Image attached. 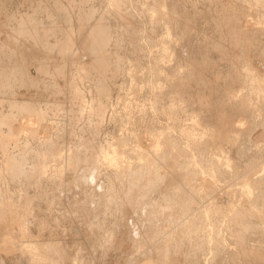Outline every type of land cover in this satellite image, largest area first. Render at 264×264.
<instances>
[{"label":"bare ground","instance_id":"1","mask_svg":"<svg viewBox=\"0 0 264 264\" xmlns=\"http://www.w3.org/2000/svg\"><path fill=\"white\" fill-rule=\"evenodd\" d=\"M139 1H141L143 5L140 6L141 3H136V5L139 4L140 9L137 11V8L135 6L136 9L134 13V11L132 12V10L129 9L131 8V5H135L132 4L134 1H132V3L130 2L131 5H129V1L127 0H65L62 3L60 0H54V2L58 3L56 5L57 8L53 11H50L51 8L49 6V2L45 3L44 5L46 6V10L44 12V16L42 15L38 17L37 10L28 9L26 13H21L17 17L11 16L9 18V16L11 15L9 14L8 17L5 18V23H0V31L3 32L8 38V42L6 44L0 43V186L10 184L18 186L31 184L40 185V183L42 182H47L49 188V185L51 184L48 183L50 182L52 184L54 183L53 185L55 188V184L62 183V181H64V176L62 177L63 173L66 175H73L74 179L70 176L71 179H73V182H75L76 184H79L81 183L82 179L79 177L82 174L81 170L83 166L86 165V161L83 158L84 154H82L81 150L73 147L72 150L75 151L73 153L70 151H52V148L56 147L59 142L57 140L51 141L50 138L46 135L47 133L45 132L42 134L38 133L39 130H42V128L44 129L48 127L47 124H42V121L44 119V124L46 122H49V120H46V116L48 115L47 111L50 110V112H52L51 108H54L53 110L59 109V111H62L63 109L61 108V105H56L55 103L51 106H48L49 108H46L29 101H22L21 103L13 99L11 95H9L13 91V87L17 84H25V86L28 85L27 87H34V89L41 87V90L39 91L44 93L49 90L50 92H54L58 87L56 83L53 82L55 80H53V78H55V76H59L62 77L64 81L68 78L66 83V87H68V89H66L70 93L68 94L72 99L71 102L73 101L78 110L75 108L71 109L73 110V112L77 110L78 114L86 111V114L88 113L86 115V120H89L88 122L94 125V129H90V131H93L95 130L96 125L97 127H99V125L103 123L101 119L104 118L105 112L106 110H108V107L112 105V103L110 105L111 97L116 94L117 100L118 95L122 96L124 92V82L126 80L127 83V78L129 79V84H127L130 85L131 90L136 91L135 89L137 87L135 88V82L133 81L135 80L137 83L140 79H137V74L142 67L140 65L141 61H139L140 59L138 60L139 57L137 58L136 55H138L137 51L140 52V50L142 49V47H140L141 43L142 46L147 47L146 54L148 57V61L149 58L151 59L149 63H151L152 61V63L147 66L148 68L146 67L145 75L147 76L144 81L143 88L144 90L147 89L149 91L148 94L154 93L148 101L151 104L150 108L152 111L154 110L153 112L156 111L161 116H163L164 120H168V122H171L169 119H174V115L171 114L168 109L170 107H173L174 105L179 106V104L176 102V88H186L188 86V80H191L194 83L196 82L195 84L193 83V85H196L200 77L193 76L199 74L195 73V71L198 72V67L202 66L203 70L214 69L216 67L215 60L224 61L222 63L226 62V65L221 64V66L222 69L223 67L225 68V71H223L225 74L227 73L226 76L230 79H224L226 80L227 84H230L233 88H236L232 92H226L224 98H221L222 100L220 101V104L223 106L225 103L228 107L233 109V112L236 113V116L238 118L245 115L253 116V114L259 116L260 118L264 117V45H259L261 44L260 36H264V0H175V3L173 2V0L168 1L170 3H166L167 1L165 2V0H149V3H145V0ZM3 5L4 2L0 1V6ZM99 7L104 9H101V13L95 15L97 14L95 12L98 11ZM132 8L134 9V6ZM166 8L168 11L166 10ZM178 8L181 9L179 13H177V11H179ZM136 11L140 14L138 17ZM141 19L142 24L140 21ZM138 20L140 24H137ZM8 21L10 24H8ZM13 21L14 24H12ZM171 29L175 31L174 34H171ZM22 38H26L28 44H24ZM263 40L264 38L262 39V41ZM172 42H174L173 45L171 44ZM193 43H195L197 47L193 48ZM75 45L77 46L75 49L79 48L86 54V56L88 57H85L86 60L88 59L87 63H81L79 62V60L81 59L77 61L74 60L75 58L73 59V62H71L69 58H66V54L72 51L73 49L71 47L73 46L74 48ZM182 45H187L188 50H185L186 53H188V51L190 52L191 48L193 49V52L190 53V55L193 54L194 56L192 57L189 55L190 57H192H189L191 61L186 59V61L180 63V61L182 62L183 60L181 59L182 56L180 53V47ZM198 45L200 46L198 47ZM251 48H254L256 51L258 49V53H251L254 51L251 50ZM79 49L76 50V52H78ZM245 51L246 53L249 51L250 54H246ZM53 52H56L58 54L60 60L57 66L50 67L49 60L51 58L50 55H52ZM208 56H210L209 58L211 59L212 56L215 57L213 61V63H215L213 65L209 66V62L211 60L207 59ZM85 58H82V60ZM235 60L236 62L232 64V62H234ZM30 65L36 66L38 74H40V76L38 75L40 77V80L36 78L38 76L31 77L29 75L28 69ZM217 67L215 69H217ZM67 70H69V74L65 79V74L68 73L66 72ZM219 70H221V67L219 68ZM181 72H185L188 76L184 77L183 75H181ZM174 78L175 85L173 84ZM117 81H122V83L120 82L121 84H119L118 86ZM39 82L40 85L38 87L37 84ZM84 82L89 83L88 85L87 83H85L87 85L86 87L91 84L89 87L91 90L87 88L90 91H93H89V99H85V92H82L79 87L81 83L85 85ZM62 83H64L65 86V82L62 81ZM140 83L141 81L136 85L139 86ZM188 87L187 89H190ZM207 88L212 87L209 86ZM143 92L146 93L147 91H142V93ZM210 92L211 90L209 91V93ZM134 94L136 95L137 93L134 92ZM83 97L85 99V102L83 100ZM86 100H88L87 103ZM205 102L206 101L204 100L203 103ZM124 104H126V101ZM75 105L72 104V106ZM58 106L62 110H60ZM69 106L72 107L71 105ZM201 106H203V104H201ZM218 106L216 107L218 108ZM126 107H128V105H126ZM67 110L69 111L68 108ZM72 110L70 112L71 116L73 113ZM179 110L180 112H186V110L183 109L182 106H179ZM204 110L206 111V109ZM216 110L220 112L219 109ZM111 111L113 110L111 109ZM82 116L83 115H81V121L82 118H85ZM184 116L185 119H188L191 122H181V124L166 123L167 126H164V129L160 127L161 130H159V128L149 129V127H147L145 129V134L142 136V139L145 142L144 146H142L141 143H138V141H134V143H131V141L130 144H126V138L124 139L123 137V139H116V143H106L104 148H97L98 146L96 145V149L101 150L95 161L96 172L94 174L89 173L87 176V180H85L84 178L83 185L86 184V187L88 186V189L90 187L89 182H91V178H93L96 182L98 178L102 179L101 185H105L106 183L111 185H113V183H118L120 184L119 188L121 190L122 188L124 189V193L122 191V196L124 195L125 197V199H120L119 196L121 194L119 195V192L117 193V191L116 195H114L115 192L111 193L113 194L112 196L107 191L109 196H111V199L108 197L107 193L103 191H101L100 194L95 193L96 195H98L96 204L94 206L96 210H107L110 206H112V204L114 205V209L115 207L121 208V210H123L122 208L126 209V207H130L131 209L132 204L138 201L137 197H139L140 195V192H137V195L135 197L131 189H137V191H139L141 186L144 184V186L150 191H155L156 189L158 190L156 186L158 184L160 185L161 180L158 179L162 178V176L159 177L158 171L161 170L163 166L169 165V167H171L170 171H172L173 173L175 172L174 175H178L180 179L179 181H176L177 179L174 180V177L176 178V176H174L173 179H171L170 176L167 177L166 175H169L167 171L161 173L166 177V179L162 178V180H167V183L164 182L166 184L165 188L163 187L164 192H160V190L163 189L162 187L159 188V191L156 190L160 193L157 194L158 197L161 196L160 200L155 204L154 208H152L150 212L148 210L149 213L147 214V217H150V219L153 218V220L155 221L156 219L162 220V224H168L169 228L171 222L175 223L174 220H176L174 219V215L176 213L174 214L173 211V213L170 212V203L169 205L166 204L170 200L169 196L174 197V200L176 202L177 200L183 202L184 198H189V196L190 198L195 197V195L199 194V191L201 192V194L203 193V195L207 197L208 195H210V192L214 193L217 190V183L219 181L221 182V179H223V182L227 177L232 178L233 176H235L234 179H236V176L240 174H237L239 170L235 166L236 163L233 164V161L227 157L228 154H225V156L223 153L224 151L222 152V149H224L222 147V144L226 142V145H228L227 143H229L230 139L234 137V132L235 134L237 133L238 138V135H240L242 130L246 128L244 126H247V124H244V121L242 122L241 120H238L237 122L234 121L236 118H234L231 114L227 115L221 120H215L217 123L215 127H208V123H204L205 121H198L196 117L187 114V112L184 114ZM18 117L20 119H18ZM259 117H256V119L258 120ZM53 118L54 117H52L53 121L50 120L51 122H54ZM68 119L71 120L72 118ZM241 119L243 120V118ZM259 120L258 122L254 121V123H259ZM87 121H85L86 125ZM261 123L264 127V120ZM48 124L49 127H53L50 122ZM62 125L64 126V124ZM252 125L255 126L254 124ZM260 125L261 124L259 123V125L256 126ZM249 127L250 124L247 128H253ZM248 129H245L246 132H248L247 134L250 133ZM80 131L82 130L80 129ZM50 132L51 129L48 132V135ZM52 133L58 139H63V136L60 133L58 134L57 131H53ZM127 135L128 134H126V136ZM242 135L243 134H241V138ZM131 138L133 139L135 137ZM237 140L234 141V139H232L231 141H234L235 143ZM243 140H245V137L244 139H240V141H242V143L244 144ZM238 143L236 144L240 145V143ZM242 143L241 145H243ZM246 145L247 146L244 145L246 148L250 147L248 143ZM89 146L95 149V145ZM37 148L47 150L46 154H36L33 150ZM246 148L245 150H247ZM255 149L257 151V148ZM238 151H240L241 153L244 152L242 150ZM256 151L253 152L252 150L251 152H253V154L259 152ZM227 152L229 153V151ZM254 155L253 157H255V159L252 160L250 164H247L246 166L242 164L243 166H245V170H241L242 175L238 176L235 180L236 182L240 180L239 183H236V185H238L237 189L239 190V194H237L236 192L237 196L239 195V199L236 201L237 204L235 205V203L231 200L234 205L228 207L226 206L227 210L225 209L226 213L227 211L229 213L228 215L226 214L228 218H226L227 221L225 220L227 223L224 221L226 223L224 224L226 225L227 230L229 227V231L231 228H233L231 229L232 231L229 232L228 240L220 238L216 233L211 236V228L212 226L215 227V225L213 224L211 225V228H209L211 232L209 233L210 235H206V233L204 232L205 236L203 235L202 238H200L197 245L202 250L205 249L204 246L209 248L208 254L212 252V258L211 254L209 256L210 262L214 261L212 262L214 264H264V162L261 159H257L256 155H258L259 158V153L255 156ZM238 158L241 157L238 156ZM250 159H252V157H250ZM249 161L247 160L246 163H248ZM172 172L170 174H173ZM254 175L256 176L252 177ZM223 182L221 183L223 184ZM232 182L234 183V181ZM180 183L182 186L180 185ZM229 185H226V188L227 186L229 187ZM219 187L220 189L222 188L220 185ZM95 188H99V186ZM113 189L115 190V188ZM237 189H233L234 192L237 191ZM89 191L94 192L92 188ZM109 191L111 192V190ZM228 192L230 193L233 191ZM87 193H85L86 197L88 196ZM222 193L223 192H220V194ZM20 197L25 199L28 196L26 194H21ZM196 198L198 197L196 196ZM200 198L203 197H199V199ZM211 198L209 199H214L216 201L215 198ZM192 200L193 199H191V202ZM231 201H229L228 199V202L231 203ZM238 201L240 205L238 204ZM185 202H183L184 205L186 204ZM207 203H209L207 206H205L206 202L205 205H202L203 211L201 212V214H199L200 216L203 215L204 217L213 212L211 208L213 207V203L215 204V202ZM189 205L190 204L187 203V206ZM194 205L191 207H194ZM216 205L217 204H215L214 206ZM218 205L219 207L217 206V210H215L216 213L220 209L221 211H223L222 208L225 204L222 203V208H220L219 203ZM83 206L85 207V210L87 209L88 211H90L89 209L91 208L86 207L84 201H79L76 203V207L80 209L79 211H83ZM187 208L189 207H186L185 210ZM117 210L119 211V209ZM128 210L129 208H127L126 211ZM19 211V206L9 207V203H4L2 197L0 196V253H5L6 256H12V253L15 251V237L18 235H20L19 238L25 237V231L23 227L24 224L22 225V223H20L22 222V220H18L19 222L17 221ZM103 212L104 211H102V213ZM187 212L189 214V211ZM193 212H195L196 216H198L196 213V209ZM102 213L100 212L99 215H101ZM114 213H112V217L115 215V218L118 213L116 212L117 215ZM121 213L120 215L123 214ZM90 214L91 213L89 212V217ZM94 214H96V212ZM87 215L88 214H86V216ZM120 215L118 216L120 217ZM185 215H187V213ZM209 216L211 217L213 215L210 214ZM103 217H105L104 214ZM91 218L93 217L91 216ZM106 218L108 219V217ZM98 219L100 221L98 222V224L96 222V226H99L102 218H100L99 216ZM150 219L147 220L149 221L148 225L150 226V229L147 228V230H151V225L154 222L153 220L150 221ZM189 219L187 218L185 219L186 221L182 220L181 222H178L177 226L179 228L176 229L177 226L175 228L177 230L176 236H172L171 232H168V234L167 232H163V237H160L158 239L159 243H156V245H154L155 247L152 246L154 254L152 256H149V263H172V258L170 257L168 251L173 248L174 254L177 242L179 247L183 248L181 247V244L187 241V239H190L191 234L196 233L192 230L191 225L192 223L193 225L197 224V222H199V219L197 222L195 220L194 222H191V220L189 221ZM205 219L208 220L207 217H205ZM117 221L119 222L120 220H116V223ZM214 221H212L211 219V224ZM216 221L218 222V220ZM103 222L104 221H102V223ZM93 224L94 223H92V225ZM208 224H204V226L206 225L207 228ZM112 227H114V229L118 231L117 228L119 227V225L116 228L114 225ZM217 228L218 227L216 226V229ZM114 229L113 231H115ZM142 229L144 228L142 227ZM169 230H171V226ZM203 230L205 231V229ZM212 230L214 232V228ZM152 231L154 230L152 229ZM152 231L150 233H153ZM145 232L147 231L145 230ZM32 241L34 240H30V242L26 244L24 243V241L17 242V252H20L19 254L27 253L30 260H32L34 263L58 264L57 262H51V260H48L45 257L47 253L52 250L55 252V254H58L60 258H62V262L59 264H69V261L67 262L68 259H66L67 257L65 256V253L62 251V248L57 246H55V248H51L53 243H33ZM189 250L191 251L192 249ZM205 250L207 251L208 249L206 248ZM151 251H148L149 254L147 255H151ZM178 251L180 252V249H178ZM16 254L13 253V256L9 258L12 261L15 260V264H19L18 255ZM222 255H224V257H222ZM1 256L3 257V254ZM5 258L8 259L7 257ZM74 260L75 259H72L70 264H77L76 260ZM206 264H208V262Z\"/></svg>","mask_w":264,"mask_h":264},{"label":"rangeland","instance_id":"2","mask_svg":"<svg viewBox=\"0 0 264 264\" xmlns=\"http://www.w3.org/2000/svg\"><path fill=\"white\" fill-rule=\"evenodd\" d=\"M0 1L4 2V5L0 6V23H2V24L5 23V18L8 17L9 14H11L9 16V18L11 16L12 17L13 16L17 17L21 13H26V11H28V9H29V10H37L38 11L37 12V16L40 17L42 15L44 16V12L46 10V6L44 5L45 3L49 2V6L51 8L50 11L55 10L57 8L56 5L58 4V3L54 2V0H41V1L40 0H0ZM60 1L62 3L65 0H60ZM127 1H129L128 2L129 5H131L132 1H134L132 3V4H135V5H133L134 9L132 8L133 7L132 5L130 6L132 9L128 7L130 10H132V12L134 11V13H135V9L136 8H137V11H138L140 9V6L143 5V3L141 1H139V0H136V1L135 0H132V1L131 0H127ZM168 1H170V0H165L166 3H170ZM144 2L145 3H149V0H147V1L145 0ZM173 2L175 3V0H173ZM136 3H141V4L139 6V4L136 5ZM30 4H32V5H30ZM27 5H28V7H27ZM135 6H136V8H135ZM137 6H139V7H137ZM167 8H166V10H167ZM101 9H104V8L99 7L98 8L99 12L96 11L95 13H97V14H95V15H98V13H101ZM180 11H181V9H179V11H177V13H179ZM140 12H141V10H140ZM139 15L140 14L137 12V17ZM140 21H141V24H142V19ZM251 21H252V19H251ZM8 24H10L9 21H8ZM12 24H14V21L12 22ZM137 24H140L139 20H138ZM171 30H172L171 34H174L175 31H173V29H171ZM263 38H264V36H260V43H261V44H259L260 46L262 44L264 45V40L262 41ZM22 40H23L24 44H28L27 43L28 41H27L26 38H22ZM7 42H8L7 36H5V34L0 31V43L6 44ZM195 43H193V48L197 47V45H196L197 43L196 44ZM171 44L173 45L174 42H172ZM194 45H196V46H194ZM199 46L200 45H198V47ZM76 47H77L76 45L74 46V48H73V46L71 47L73 50L70 51L69 53L67 52L69 55L66 54V58H69L71 60V62H73V59L75 58L74 60H77V61L79 59H81V60H79V62H81V63H83V62L87 63L88 59L86 60V58H85V57H87L86 54L83 51H81L79 48H78L79 49V51H78L79 53L76 52V50H78V49H75ZM140 47H142V49H141L142 51L141 50H140V52L137 51L138 55H136V56H137V58L139 57L138 60L140 59L139 61H141L140 65H141L142 68L140 69V71L142 72V74H141L140 71H138V74H137L138 75L137 79L140 78L137 83H139L141 81V83H140L141 86H140V84H139V86L136 85L137 83L134 80L133 82H135V88L136 87L137 88L135 89L136 91H132L130 85H128L129 84V79L127 78V83L128 84L126 83V80H125L124 86H123L124 89L122 88L123 91L125 92V94L123 92L124 95L122 94L123 100H122V96L118 95V99H117L118 101H117L116 100V94L111 97L110 105H111V103H112V105L110 107H108V110H106V112H105L104 118L101 119L103 123H101L100 124L101 126L99 125V127H97V125H96L95 126V130H93V131H90V129H94L93 128L94 125L92 123L88 122L89 120L88 121L86 120V118H87L86 115L88 113L86 114V111H83V112L80 113L81 115H83L82 117H85L84 119L82 118V121H81V115L78 114V111H77L78 109L76 108V105L73 103V101L71 102L72 99L69 97L70 93L67 91L68 87H66V83H67V79H68V78L66 79V76L68 77V74H69L68 71L69 70L66 71L68 73L65 74V79H66L65 81H64V79L62 77H59V76H55V78H53V80L55 79L53 82L56 83V85L58 87L57 88L58 91L55 90L54 92H52V91L50 92V90H49V91H47L45 93L41 92V91H39V90H41V87H39L40 82L37 84L40 89L39 88H35L34 89V87H27L28 85L25 86V84H23V85L17 84V85H15L13 87V91L9 95H11V97L13 99H15V100H17V101H19L21 103H22V101H29V102H32V103H34L36 105L39 104V105H41L43 107H46V108H49L48 106H51L52 104H55V103H56V105L57 104L61 105V108L63 110L59 106L58 107L62 111H59V109L58 110H53L54 108H51L53 114H52V112H50V110L47 111L48 115L46 116V120H49V122L51 123V125H53V127L52 126L49 127V124H48L49 122H46L44 124L43 121H45V119L42 121L43 125L47 124L48 127L51 129V132H50L51 134L49 133V135H48V132L50 131V129L48 127L44 128V129L42 128V130L41 131L39 130L38 133L42 134V133L45 132V133H47L46 135L50 138L51 141L52 140H57L59 142V144L56 147L52 148V151H54V150H57L58 152L70 151V152L73 153L75 151L72 150V148L75 147V148H77V149L82 151V154H84L83 158L86 161V165L83 166V168L81 170L82 174L79 176L80 178H82L81 179V183H79V184H76L75 182H73V179H74L73 175H70V174L66 175V174L63 173L62 177L64 176V178H63L64 181H62V183L55 184L56 185L55 186L56 190H55L54 185H53L54 183L52 184L50 182L48 183V184H51V185H49V188H48L47 182L46 183L42 182V183H40V185L31 184V185H25V186H18V185L10 184V185H1L0 186V196L3 199V202L4 203H9V207H18L19 206L20 211L18 213V219L17 218L16 219H17V221L18 220H22V222H20V223H22V225L24 224L23 227H24V231H25V233H24L25 237L19 238L20 235L15 237L16 238L15 239V243H14L15 251L13 252L14 254H16V252L18 251L17 242L24 241V243L26 244V243L30 242V240H34V241H32L33 243H41V242L42 243H53L51 248H55V246L62 248V251L65 253V256L67 257L66 259H68L67 262L69 261V264L71 263L72 259H75L77 264H155L153 262L149 263V260H148L149 256H152L154 254L152 246L156 245V243H159L158 239L160 237H163V232L164 233L167 232V234H168V232L169 233L171 232L172 236H176V234H177L176 233L177 232L176 229L179 228L177 226L178 222H181L182 220L184 221L187 218L188 219L190 218L189 221L191 220V222H194V220L197 222L198 219H199V222H197L198 225L197 224L193 225V223L191 225L192 226V230L194 232H196V233H193V234L190 233L192 235V236L190 235V239H187V241L183 242L184 245H183V243L181 244V247H183V248H180L179 245H178V242H177L176 243L177 245L175 247L176 250H175L174 254H173V248H171V250L168 251V253L170 254V257L172 258V260H171L172 263L171 264H198V263L199 264H206L207 262H208V264H211L212 262H214V261L210 262V257L209 256H210V254L212 252H210L208 254V252H209V248L208 247L204 246L205 249L206 248L208 249L206 251L205 249L202 250L200 247L197 246L198 243H199L200 238H202L203 235L205 236L204 232L206 233V235L207 234L210 235L209 233L212 232L211 236L216 233L217 235H219L220 238H222L224 240H228L229 232H231L232 231L231 229H233V228H231L230 231H229V227H228V230H227V227L225 225L227 223L226 222L227 221L226 218H228V216H226V214L228 215V213H229L228 211L226 213V210H227L228 206L234 205V203L236 205L237 204L236 201L239 199L238 198L239 195L237 196V194H239V190L237 189L238 185H236V183H239L240 180L238 182H236L235 180L237 179L238 176L242 175L241 173H242V171L245 170V166L247 164H250L251 161L255 159V157H253V155L255 154V153L253 154V152L256 151L255 148H257V151H259V152L256 151L257 152L256 154L259 153V158H258V155L255 154L257 156V159H259V160L261 159L264 162V129H263L264 127L262 126V123H261V122H263L264 117H261L263 119L262 120L259 116H256V115L253 114V116L252 115H245L243 117L240 116L238 118L236 116V113L233 112V109L228 107L225 103H224L223 106L220 104L221 103L220 101L224 98V95H225L226 92H232V91H234L236 89V88H233L230 84H227L226 80L224 79V78H226V79H230V78L226 76L227 73L226 74L224 73V71H225L224 69L225 68L223 67V69H222L221 64L224 65L226 63V62L222 63V62H224L222 60H218V61L215 60V62H216V63L214 62L216 64L215 66L217 67L219 65L217 67V69H215L216 68L215 67L214 69L203 70L202 66L198 67V72L195 71V73H199V74H196V75L193 76V77H200L198 83L196 85H193L194 82H192L191 80H188L189 82L187 81V83H188L189 87L187 86V84H186V86L188 88H190V89H187L186 86H185L186 88H184V89L176 88L177 89L176 102L179 104L180 107L182 106L183 109L186 110L187 114L196 117L198 121H201V122L205 121L204 123H208L207 124L208 127H215L217 125L215 120H221V119L225 118L229 114H231L234 118H236L235 120L232 119V120H234L236 122L238 120H241L242 122L244 121V124H247V126L246 125L244 126V127H246L245 129H248L247 127L249 126V124H250V127H253V128L249 127L250 128V129H248L249 132H250L249 134H247L248 132H246L245 129L242 130V132H241V134H243L242 138L244 139V137H245V140L247 138L246 141L243 140L244 144L242 143V141H240V139H242L241 138V134L238 133V134H240V135H238L240 138L239 137L237 138V133L235 134V132L233 133L234 137L230 139L229 143H227L228 145H226V142L222 144V147L225 149V150L222 149V152L224 151L223 152L224 155L228 154L227 157L230 160L233 161V164L236 163L235 166L239 170V172L237 171L238 172L237 174H239V173L240 174L236 176V179H234L235 176H233V177L230 176L232 178L227 177V178H229V179L226 178V180H228V181H226L224 179V182H223V179H221V182H223V184L220 181L217 183V186H218L217 190L218 191L216 190L214 193L210 192V195H208L207 197H205L203 195V193L201 194V192L199 191V194L195 195V197H191L190 198V196H189V198L188 197L184 198L183 202L187 201V202H185L186 203L185 205H184L183 202H181L179 200H177V202H176L174 200V197L169 196L170 200L166 204L169 205V203H170V212L173 211L174 214L176 213L174 215L175 216L174 219H176V220H174L175 223L171 222V225L169 224L171 226V230L173 229L172 231L169 230L170 226L168 228V224H165V223H164V225L162 224V220L156 219V221H155V220H153V218L150 219V217L149 218L147 217V214L152 210V208H154L155 204L157 202H159V200H160L161 196L158 197L157 194H160V193L157 192V191H159L160 190L159 188H161V187L165 188L166 184L164 182L167 183V180L164 181V179H166L165 175L163 176L161 173H164V172L167 171V173H169V175H166V176L167 177L170 176L171 179H173V177L176 176V174L174 175L175 172L173 173L172 171H170L171 167H169V165L168 166H163L161 168V170L158 171L159 177L162 176V178H164V179L163 180H162V178L158 179V180H160V179L161 180H160V185L158 184L156 186V188H158V190L156 189L157 191L156 190L155 191L148 190L144 186V184L141 186L139 191H137V189H131V191L133 192L135 197L137 195V192H140L139 197H137L138 201L134 202L132 204V208L131 209H130V207H126V209L122 208L123 210H121V208H117V207H115V209H114V205L112 204V206H110L107 209L108 211L105 209V210H102V211H104L102 213V211L96 210V208L94 207L95 204H96L97 197H98V195H96L95 193L100 194L101 191H103L105 193H107V191H108L109 194L115 192L114 195H116V191H117V193L119 192L118 193L119 195L121 194L119 196V198L120 199H125L124 195L122 196V191L124 189L122 188V190H121L119 188L120 184H118V183L114 184L113 183V185H111V184L106 183L105 185L104 184L101 185L102 179L98 178L97 182H96L93 178H91V182H89V183H90V187L94 190V192L93 191H89V190H91V188L89 187L87 189L88 186L86 187V184L83 185L84 178H85V180H87V176H88L89 173L94 174L96 172V168H95L96 163H95V161H96V157L101 152V150L96 149L97 146H98L97 148H100V147L104 148L106 143L107 144L110 143V142L111 143H116V141H117L116 139H123V138L124 139L126 138L125 139L126 144H130L131 141H132L131 143H134V141H138V143H141L142 146H144L145 142L142 139V136L145 134V132H146L145 129L147 127H149V129H153V128L154 129H158L159 128V130H161L160 127L162 129H164V126L165 127L167 126L166 123H180L181 124V122H183V123L184 122H191L188 119L184 118L185 117L184 114L186 112H184V111L180 112L179 106H177V105H174L173 107H170L168 109L171 112V114L174 115V119L173 118L169 119L171 122H168V120L167 121L164 120L163 116H161L158 112H156V111L153 112L154 110L153 111L151 110V108H150L151 104L148 101H149V98H151L154 93H152V94L149 93L151 95L150 96L148 94L149 91L146 88H145L146 90H144L143 87H144V81H145L146 76H147V75H145L146 67L148 65H150L152 63V61H151V63H149L150 60H151L150 58H149V61H148V57H147V54H146V52H147L146 48L147 47L142 46V43H141ZM144 47H145V50H144ZM185 50H188L187 45H182L180 47V53H181V56H182L181 59H183V60H182V62L180 61V63H183L184 61H186V59L191 61L190 58H192L194 56L193 54L190 55V53L193 52L192 48L190 49V52L188 51V53H186ZM251 50H254L251 53H254V52L258 53V49L256 51L254 48H251ZM194 52H196V51H194ZM77 53H78V58H77ZM245 53H246V51H245ZM248 53L250 54L249 51L246 54H248ZM73 55H74V57H73ZM144 55H146V56H144ZM189 55L192 56V57H190ZM50 57L51 58L49 60V63H50L49 66L50 67L51 66L52 67L57 66L59 64L58 62L60 60L59 57H58V54L56 52H53V54L50 55ZM209 57L210 56H208L207 59L211 60V61L209 60L210 61L209 62V66H210V65L214 64L213 61H214L215 57L212 56L213 60L211 58H209ZM82 58H85V59L82 60ZM175 58H176V56H175ZM46 62H47V60H46ZM235 62H236V60L234 62H232V64H234ZM147 63H149V64H147ZM220 67H221V70H219ZM28 71H29V75L31 77H35V76H38V75L40 76V74H38L36 66H34V65H30ZM181 75H183L184 77L188 76L185 72H181ZM39 76L36 77V78L40 80ZM62 81L65 82V86H64V83H62ZM216 81H218V82H216ZM120 82L122 83V81H119V82L117 81L118 86H119V84H121ZM85 83H87V85L89 84L88 82H84V84ZM173 84L175 85V78L173 79ZM87 85L86 84L83 85V83H81L80 86H79L80 89L82 90V92H85L84 93V95H86V96H84L85 99H89L88 96H89L90 92H93V91H90L91 89L89 88L91 84L88 87H86ZM62 86H63L64 89L62 88ZM83 86L85 87V89H84ZM209 86L212 87V88H207ZM138 87H139V89H138ZM87 88H89L90 90L87 89ZM140 89H141V91H140ZM209 89L211 90L210 93H209V91H210ZM129 90H130V93H129ZM131 91H132V95H131ZM142 91H147V92L146 93L145 92L142 93ZM134 92H136L137 94L135 95ZM120 95H121V93H120ZM126 95H128V96H126ZM84 97H83V100L85 102ZM119 97H121V98H119ZM141 98H143V99H141ZM147 98H148V100H147ZM199 98H200V100H199ZM145 99H146V101H145ZM204 100L206 101L205 103H203ZM87 101L88 100H86V103H87ZM125 101H126V104H124ZM195 101H197V102H195ZM129 102H130V105H129ZM200 102H201V104H203V106H201ZM72 104L75 105V106H72ZM69 105H71L72 107H70ZM126 105H128V107H126ZM220 105H221V107H220ZM147 106H149V107H147ZM216 106H218V108ZM219 107L221 108V110H220ZM67 108L69 109V111L67 110ZM71 108L77 109L76 110L77 112L74 111L75 112L74 113ZM114 108H116V109H114ZM111 109L113 111H111ZM204 109H206V111L207 110L208 111L206 112ZM216 109H219L220 112H218V110H216ZM71 110L73 112L72 116H71V113H70ZM215 111H217L218 113L215 112ZM83 113H85V114H83ZM73 116H74V118H73ZM76 116H77L78 119L76 118ZM52 117H54L53 118L54 122L50 121V120H52ZM67 117L68 118H72V119L69 120ZM110 117H112V118H110ZM256 117H259V119H260V120L258 119L259 123L261 124L260 126H256V125H259V123H254V121L258 122ZM241 118H243V120ZM18 119H20V118L18 117ZM66 119H68L69 121L66 120ZM73 119H75V120H73ZM76 119H77V121H76ZM109 119H110V121H109ZM104 120H105V123H104ZM85 121H87V125H86ZM251 122H253V123H251ZM62 124H64V126ZM252 124H254L255 126H253ZM88 125H90V126H88ZM54 128H55V130H54ZM86 128H87V130H86ZM80 129L82 131H80ZM53 131H57L58 134L60 133L63 136V139L60 140L56 136H54V134L52 133ZM240 131H241V129H240ZM243 131H245L247 135ZM86 132H88V133H86ZM129 132H132V133H129ZM126 134H128V135L126 136ZM134 134L135 135L138 134V135L135 136ZM235 135H236V138L238 140L235 138ZM131 137H135V138L132 139ZM127 138H128V140H127ZM232 139H234V141L235 140H237V141L234 143V141L233 142L231 141ZM127 142H129V143H127ZM238 142L240 143V145L236 144ZM246 142L248 143V145H250V147H248V148L245 147V146H247ZM241 143L243 145H241ZM89 145H91V146L95 145V149L96 150L91 148ZM240 148H242V149H240ZM245 148L248 151L245 150ZM238 150H242V151L245 150L244 152H242V153H245V154H242ZM250 150L251 151L253 150V152H251ZM33 151L36 154H38V153L39 154H46V152H47V150H44L42 148H37V149H34ZM225 151H226V153H225ZM227 151H229V153ZM251 154H253V155H251ZM238 156L241 157V158H238ZM250 157H252V159H250ZM246 158H247L248 161L250 160L248 163H246L247 162ZM242 164H244L245 166H243ZM171 172L173 174H170ZM70 176L73 179H71ZM255 176L256 175H254L252 177H255ZM89 177H88V181H89ZM179 179L180 178H179L178 175L176 176V178L174 177V180H176V181H179ZM230 180H231V182H230ZM232 181H234V183ZM168 183H169V178H168ZM180 185H181V183H180ZM219 185L222 188H224V189H222V188L220 189ZM226 185H229V187L227 186V188H226ZM52 186H53L54 189L52 188ZM97 186H99V188H95ZM113 186H115V187H113ZM151 186H152V182H151ZM107 188H109V189H107ZM113 188H115V190ZM164 188L161 189L160 192L163 193L164 192ZM233 189L234 190L237 189V191L234 192ZM109 190H111V192ZM49 191H50V193H49ZM228 191H233V192L229 193ZM42 192H43V194H42ZM44 192H45V194H44ZM154 192H156V193H154ZM220 192H223V193L220 194ZM236 192H237V194H236ZM85 193L88 194L87 197L85 196ZM108 193H107V195L110 198L113 194H111V196H109ZM123 193H124V191H123ZM232 193H234V194H232ZM21 194H23V195L26 194L28 197L23 199L22 197H20ZM224 194H226V195H224ZM221 195H223L226 198H224ZM234 195L237 196V197H235ZM196 196L198 198H196ZM199 197H203V198L199 199ZM209 198H211V199L215 198L216 201L214 199L210 200ZM222 198H223V200H222ZM191 199H193L192 202H191ZM197 199H199V200H197ZM228 199H229V201L232 200L234 203H232V201H231V203L228 202ZM52 200H53V202H52ZM173 200H174L175 204H174ZM79 201H84L85 206L88 207V208H91V209H89L90 211H88L87 209H86L87 210L86 211L84 206H83L84 207L83 211H79L80 209H78L76 207V203L79 202ZM170 201L172 202V204H171ZM178 201H179V203H178ZM189 201H190V203H189ZM203 201L206 202V205H205V202H203ZM193 202L194 203L196 202L195 205H194ZM198 202H199V204H198ZM207 202H215V204H217L216 206H214L215 204L213 203V207L211 208V210H213V212L210 213L211 215H213V216H211L212 218L209 216L210 214L207 215V216H204V217H203V215H201V216L199 215L203 211L202 210V208H203L202 205L207 206L209 204ZM217 202L220 204V208H222L221 207L222 203L225 204V205H223L224 209L222 208L223 211H221V209L219 211H217L218 215H217V213L215 211V210H217V206L219 207ZM187 203L190 204V205L187 206ZM197 204L199 205L200 208L198 207ZM238 204H239V201H238ZM175 205H176V207L178 206L177 210H176ZM193 205H194V207H191ZM171 206H173V207H171ZM185 206L189 207L190 209L187 208L188 210L187 209L185 210V208H186ZM110 208H113V209H110ZM127 208H129L128 211H126ZM93 209L96 212V214H94L95 212L93 211ZM117 209H119L120 212ZM195 209H196V213H197L198 216H196L195 212H193ZM111 210H112V212H111ZM148 210H149V212H148ZM115 211L118 213V215H120L121 211H122V213L125 211L126 214H125V212L123 214L121 213L122 215H120V217L121 216L122 217L120 218ZM187 211H189V214H188ZM89 212L91 213L90 217H89ZM100 212L102 213L101 214L102 216L99 215ZM180 212H183V213H180ZM85 213L88 214V215L86 216ZM105 213L106 214L107 213L108 214L111 213V214L110 215H108V214L106 215ZM112 213L116 214L117 216L114 218L115 215L113 214L114 216L112 217ZM186 213H187L188 217H187V215H185ZM219 213H221V214H219ZM97 214L100 216V218L103 219V220L101 219V222H100L99 226L97 225L100 228H98L96 226V222L98 224V222L100 221L98 219L99 216ZM103 214L105 215V217H103ZM224 214H225V216H224ZM96 215H97L98 218L96 217ZM91 216L94 218V220H93V218H91ZM106 217H108V219ZM111 217L114 218V219H112ZM178 217H180V218H178ZM205 217H207L208 220H206ZM219 218H221V219H219ZM97 219H98V221H97ZM115 219L116 220L119 219L121 222L117 221V223H118L117 224ZM149 219H150V221L151 220L154 221L152 223V225H151L152 226L151 230H149L150 229V226L148 225L149 221H147ZM192 219H193V221H192ZM211 219H212V221L218 220V222H220V220H221V222L218 223L216 221V223H215V221H214L211 224ZM102 221H104V222L102 223ZM139 221L141 223H144V224H141ZM92 223H94L95 225L94 224L92 225ZM139 223H140V225H139ZM199 223H200V225H199ZM201 223H202L203 226H204V224L207 225L209 223L210 226L208 224V227H207L208 229H207L206 225L203 227L201 225ZM213 224L215 225V227L212 226V228H211V225H213ZM102 225H103V227H102ZM113 225L115 226V228L119 225V227L117 228L118 231H116L114 229V227H112ZM107 226H108V228H107ZM139 226H140V228H139ZM176 226H177V228H176ZM216 226L219 229L218 228L216 229ZM220 226H221V228H220ZM142 227L147 232H145V230L142 229ZM194 227H196V228H194ZM112 228L116 232L113 231ZM147 228H149L148 229L149 231L147 230ZM197 228H199V229H197ZM209 228H211V232H210ZM213 228H214V232L212 230ZM96 229H97V231H96ZM152 229L154 231H152ZM203 229H205V231ZM199 230H203V231H199ZM14 231H15V229H14ZM151 231L153 233H150ZM193 231H191V232H193ZM144 232H145V234H144ZM201 232H203V233H201ZM218 233H220V234H218ZM194 236H196V237H194ZM193 240H194L195 243L193 242ZM191 243H192V245L194 247L191 245ZM178 249H180V252L178 251ZM189 249H192L191 251H193V252L195 251L194 254ZM148 251L149 252L151 251L152 254L151 255H147V254H149ZM13 253H12V256H13ZM19 253L20 252H17V254H16V255H18L19 264H38V263H34L32 260H30V258L28 257L27 253H22V254H19ZM2 254H3V257L1 256ZM205 255H207V256H205ZM12 256H10V255L6 256L5 253L1 252L0 253V264H15L14 263L15 260L12 261L9 258V257H12ZM5 257H7L8 259H6ZM45 257L48 260H51V262H55V263L57 262L58 264L62 262V258H60V256L58 254H55V252L52 251V250H50ZM222 257H224V255H222ZM70 258H71V260H70ZM211 258H212V254H211ZM16 259H17V257H16ZM152 259H153V257H152ZM200 260H201V262H200ZM10 261H12V262H10ZM212 264H214V263H212ZM238 264H241V263H238Z\"/></svg>","mask_w":264,"mask_h":264}]
</instances>
